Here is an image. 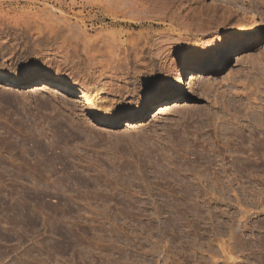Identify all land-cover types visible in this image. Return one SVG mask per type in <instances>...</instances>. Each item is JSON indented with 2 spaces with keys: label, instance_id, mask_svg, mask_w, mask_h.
<instances>
[{
  "label": "rangeland",
  "instance_id": "obj_1",
  "mask_svg": "<svg viewBox=\"0 0 264 264\" xmlns=\"http://www.w3.org/2000/svg\"><path fill=\"white\" fill-rule=\"evenodd\" d=\"M41 18L59 36L12 28ZM0 20V264H264V0H0ZM99 41L139 52L125 84L59 56Z\"/></svg>",
  "mask_w": 264,
  "mask_h": 264
},
{
  "label": "bare ground",
  "instance_id": "obj_2",
  "mask_svg": "<svg viewBox=\"0 0 264 264\" xmlns=\"http://www.w3.org/2000/svg\"><path fill=\"white\" fill-rule=\"evenodd\" d=\"M259 4H261V3H259ZM9 6H10V4H9ZM45 14H46V17L49 18L48 13L45 12ZM47 18H44V19L41 18V20L39 19V21L32 19L31 21H28V22H25V23H20L19 26L16 23H13L12 24L13 25L12 28L14 27L15 29L19 30V33L21 32V34H25V32H27V31L29 32V30H31L30 33L32 32V34H34V35L39 36V35L42 34V36H44V37H45V35H47L48 38L50 36H53V39H54V36H56L57 34H60V33H59V30H58L57 26H54V24H49L48 23L47 20H49V19H47ZM9 25L11 26V24H9ZM9 25L6 24V23H2L1 20H0V38L2 36H6V35L11 36L12 29H11V27H9ZM55 25H56V22H55ZM201 32L203 33V31L201 30L199 32V34ZM213 35H214V33H213ZM213 35H212V38L214 37ZM57 36H59V35H57ZM210 37H211V35H210ZM50 38L52 39V37H50ZM209 38L206 39V38L203 37V41H205L207 43ZM4 39H5V37L2 39V41L0 40L1 43H2L0 45V48H2V50H4V49H7V47L9 46V48L7 50L10 52L11 49H12V46L8 44L9 43L8 41H9L10 38H8L7 40H4ZM36 39H38V38H36ZM159 39L161 40V38H158V42H157V40H155L154 41V45H152L154 47L152 49V53L154 55V58L150 62H152V63L154 62L156 65H158V67L160 68L158 70L159 72L163 73V71H165L167 69L170 70V71H171V69L174 70V71H177L178 67L183 65L184 58H181L180 52L176 48L172 47L171 45H167V43H168L167 39H165L166 41H164V39H162L163 42H166V44L161 43L159 41ZM96 43L94 44L92 42V43H90L88 45H85V46H82V44H81L82 47H80V49H77V50H76L74 45L72 47H70V48H69V46L65 45L62 48L63 49V53H59L60 55L59 54H57V55L61 56L63 58V60H64L67 57V54H69L72 58L75 59L77 64H79L81 66H84V67L86 66L85 70H88L87 72L90 73L89 75H91L92 79H90L87 76L86 77L89 78L91 81L94 80V81L100 82V85L101 84L103 85L104 83H107V84L109 83L110 84L113 81H116V83H117V81L118 82L120 81L121 83L122 82L124 83L125 82L124 81L125 77H126V75L128 73V72H125V71H127L129 69V66H128L129 60H128V58L132 56L134 62L140 64L139 63V59H138V58H140V55H138L139 52L136 53L135 46L132 45V47L131 48L129 47V49L127 51L124 49L125 51L119 52L122 49L120 48V50H119L117 47H115V48H117L118 50L114 49L113 47H111L112 44H110V45L109 44H105V43H102L101 41H99V43L98 42H96ZM208 45H209V43H208ZM53 51H55V50H53ZM152 53H151V55H152ZM153 55H152V57H153ZM62 58H61V60H62ZM130 60L133 61L132 58ZM139 67H140L139 69H145L146 65L139 66ZM88 73H87V75H88ZM145 73H147V71H145ZM148 73L150 74L151 72H148ZM143 75L145 76V74L142 73V75H141L142 79H143ZM155 76H157V75L151 73L149 75L148 79L152 80V79L155 78ZM81 82H82L81 89L84 92H86V90L84 88L85 84H86V81L84 82V81L81 80ZM113 94H115V93H113L112 90L111 91L104 90L103 94L100 96V98L101 97L102 98H106V97L112 96Z\"/></svg>",
  "mask_w": 264,
  "mask_h": 264
},
{
  "label": "snow or ice",
  "instance_id": "obj_3",
  "mask_svg": "<svg viewBox=\"0 0 264 264\" xmlns=\"http://www.w3.org/2000/svg\"><path fill=\"white\" fill-rule=\"evenodd\" d=\"M24 71H27L31 74L34 75H41L43 73H45L47 70L43 67H41L40 65H34V66H27L25 69H23ZM160 88H166V87H174L175 85L173 84V82L171 80H167V81H163L162 83H160L158 85Z\"/></svg>",
  "mask_w": 264,
  "mask_h": 264
}]
</instances>
